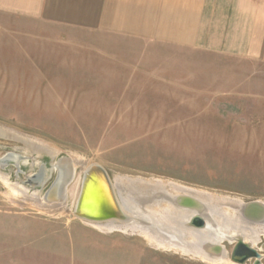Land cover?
<instances>
[{"label":"rangeland","instance_id":"1","mask_svg":"<svg viewBox=\"0 0 264 264\" xmlns=\"http://www.w3.org/2000/svg\"><path fill=\"white\" fill-rule=\"evenodd\" d=\"M68 41L55 42L63 47L48 51L42 71L7 79L21 94L0 103V126L58 152L36 156L0 137V160L9 152L25 159L3 171L38 192L17 199L0 180V264H212L140 232H110L76 218L81 173L96 162L115 183L161 180L241 201L227 207L264 205V63L162 44L113 45L85 33L71 51ZM64 155L79 164L60 197L45 200L56 171L35 188L27 178L39 169L36 158L50 166ZM262 243L263 233L254 244L259 262L247 264H264ZM221 245L229 255L234 243Z\"/></svg>","mask_w":264,"mask_h":264},{"label":"crops","instance_id":"2","mask_svg":"<svg viewBox=\"0 0 264 264\" xmlns=\"http://www.w3.org/2000/svg\"><path fill=\"white\" fill-rule=\"evenodd\" d=\"M80 33L264 63V0H0V103L21 94L9 75L42 71Z\"/></svg>","mask_w":264,"mask_h":264},{"label":"bare ground","instance_id":"3","mask_svg":"<svg viewBox=\"0 0 264 264\" xmlns=\"http://www.w3.org/2000/svg\"><path fill=\"white\" fill-rule=\"evenodd\" d=\"M0 137L21 142L26 151L36 156L45 152L53 157L58 152L57 148L48 143L35 137H32L34 140L23 138L2 126H0ZM21 159L25 162L20 154L14 152H9L4 159H1L0 180L12 190L15 198L30 200L29 198L35 197L38 192L29 194L28 187L14 182L10 174L3 171L6 163L19 166ZM35 164L39 167L38 171L27 178L28 185L33 188L41 186L52 171L57 173L52 185L45 192L47 197L43 194L45 200L53 202L65 191V183L72 177L79 162L64 155L60 159L53 160L50 166L38 161L37 158ZM112 184L128 219L101 222L83 220L97 229L110 232L113 230L137 231L158 245L191 253L212 264H247V260L239 262L231 259L225 246L221 247V242L225 239L232 243L242 240L254 246L259 234H264V205L261 203L245 204L239 209L227 207L229 202L234 201L240 205L241 201L161 180L133 177L124 181L118 178L116 183L112 180ZM117 184L122 187L121 194L116 190ZM123 191L125 194L122 193ZM90 194L94 195L93 188ZM198 216L203 219L199 227L189 223L195 217L192 221L197 224L195 220Z\"/></svg>","mask_w":264,"mask_h":264},{"label":"water","instance_id":"4","mask_svg":"<svg viewBox=\"0 0 264 264\" xmlns=\"http://www.w3.org/2000/svg\"><path fill=\"white\" fill-rule=\"evenodd\" d=\"M91 188L94 191L93 196L90 194ZM44 196L47 197V194ZM72 213L78 219L94 222L128 219L118 201L110 175L99 163H89L82 170L80 188ZM195 221L197 225L202 224L201 220L196 219ZM261 248L264 249V243ZM229 255L231 259L239 262L255 258V263H257L260 260L258 258L261 257L253 246L242 240L234 243Z\"/></svg>","mask_w":264,"mask_h":264}]
</instances>
